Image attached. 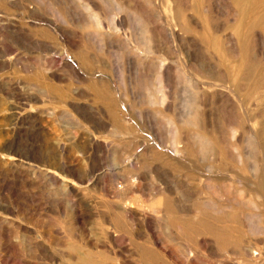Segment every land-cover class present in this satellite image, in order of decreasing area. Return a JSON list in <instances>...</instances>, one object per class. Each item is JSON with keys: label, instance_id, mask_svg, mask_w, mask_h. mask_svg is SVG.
<instances>
[{"label": "rangeland", "instance_id": "obj_1", "mask_svg": "<svg viewBox=\"0 0 264 264\" xmlns=\"http://www.w3.org/2000/svg\"><path fill=\"white\" fill-rule=\"evenodd\" d=\"M183 1L0 0V264H153L142 247L156 241L183 264H264V27L254 72L235 82L226 42L215 50L207 26L216 19L229 33L228 5L209 16L199 0ZM263 15L264 0H243L242 60ZM188 57L207 69H189ZM37 72L53 75L57 92L30 80ZM101 78L110 92H96L107 90ZM191 110L195 126L183 121ZM212 126L235 147L224 151ZM198 132L216 150L199 153ZM174 139L186 167L169 154ZM167 191L192 217L218 219L213 204L238 210L239 226L225 218L222 236L198 217L174 222ZM79 240L96 249L73 246Z\"/></svg>", "mask_w": 264, "mask_h": 264}, {"label": "bare ground", "instance_id": "obj_2", "mask_svg": "<svg viewBox=\"0 0 264 264\" xmlns=\"http://www.w3.org/2000/svg\"><path fill=\"white\" fill-rule=\"evenodd\" d=\"M181 1H183V0H181ZM119 3V2H118ZM117 3V4H118ZM199 3H200V9H202L203 10V12H205L206 14H208L209 16L210 15H212L214 12H216V14H221V12H220V9H221V6H222V4L225 6V5H228L229 6V8H228V6H227V10L229 11V13H230V15L232 16V25H231V29H230V32L229 33H226V34H221V27L222 26H220L219 25V23L216 21V19L214 20H209L208 21V23H207V26H208V31H209V33L212 35V37H211V40H210V42L213 44V47L215 48V50H220L221 48H220V46H221V43H222V41L224 40L225 42H226V47H227V55H228V57H229V59H230V67H231V69H232V71H233V73H232V76H233V79H234V81L235 82H238L239 80H240V78H241V76H242V74H245V75H250L251 74V72L253 71L254 72V70H252L253 68H254V59H256L255 58V55H257V54H255L256 53V43H258L260 46L261 45H263V43L261 44L260 42V40H262V36H263V34L261 35V33H262V27H264V19L262 20V17L264 16H262V17H260V19H258V20H256L255 21V23H254V26H253V23H252V26L255 28L256 27V29H254L253 27H252V29H254V30H249L250 32H247V34H246V39H245V47L246 48H244L245 49V52H246V54H247V59L246 60H242L241 59V55H240V52L242 51L241 50V45H242V28H241V21L238 19V17L240 16V6H241V4L243 3V0H234V3L233 4H231V2H229V0H199ZM181 4V3H180ZM189 3H188V0H185V1H183V5H185L186 6V8L189 6L188 5ZM193 5V4H192ZM199 5V4H198ZM255 5H256V7L258 6L257 5V1H256V3H255ZM15 6H16V3H15ZM18 6V5H17ZM122 5L121 4H118V8L119 7H121ZM196 6V5H195ZM88 8H89V6H87ZM116 7H117V5H116ZM33 8V7H32ZM190 8V7H189ZM255 8V7H254ZM89 10H90V8H89ZM242 10V9H241ZM31 11V10H30ZM135 11L136 12H138V9L137 8H135ZM185 12V11H184ZM243 12V11H242ZM251 12V11H250ZM95 13V12H94ZM139 13H142L143 14V12H139ZM228 13V12H227ZM256 14V13H255ZM137 15V14H136ZM139 15V17H141V19L143 18V15H141V14H138ZM92 17L94 16V14L93 15H91ZM213 16V15H212ZM94 18V17H93ZM92 18V19H93ZM111 18V17H110ZM212 18V17H211ZM97 19V17H95V19L93 20L94 22H95V20ZM144 20V19H143ZM149 20V19H148ZM184 21L189 25V26H191V28L192 27H194L196 30L198 29V27H200V23H199V20L196 18V16L195 15H193V14H187V13H185V16H184ZM93 22V23H94ZM95 23H98L97 21L95 22ZM185 24V23H184ZM221 24V23H220ZM142 26V25H141ZM114 28V27H113ZM193 28V29H194ZM250 28H251V26H250ZM258 28V29H257ZM188 29H190V27L188 28ZM249 29V28H248ZM191 30V29H190ZM147 31V30H146ZM150 31V30H149ZM152 34V33H151ZM150 36V32L147 34V37H149ZM179 35V34H178ZM152 36V35H151ZM149 37L148 38V40H146V41H148V42H152L153 40V37ZM261 36V37H260ZM146 37V38H147ZM145 38V39H146ZM183 38V37H182ZM263 38H264V36H263ZM206 39V38H205ZM204 39V40H205ZM209 39V38H208ZM180 40V39H179ZM209 41V40H208ZM264 41V40H263ZM147 43V42H146ZM257 44V45H258ZM152 45V44H151ZM152 47H154V46H152ZM261 49H263L261 52H262V54H264V46L263 47H261ZM222 51V50H221ZM87 58H89L90 59V57L88 56ZM73 61V60H72ZM256 62V61H255ZM183 63H185L184 65H186L187 67H189V69L190 68H196L199 72L201 71V72H203V71H205L207 68H205V67H202V66H200V68L195 64V62H193V59L192 58H187V59H184V62ZM187 67H184V69L185 68H187ZM74 68V67H73ZM188 69V68H187ZM186 70V69H185ZM208 71H210L209 69H208ZM76 72V71H75ZM252 72V73H253ZM183 73V72H182ZM79 74V73H78ZM81 74V73H80ZM187 76V75H186ZM253 76V75H252ZM29 77V76H28ZM83 77V76H82ZM188 77V76H187ZM195 77V76H194ZM197 77V76H196ZM30 78V80H36V81H38L39 83H40V86H42V88L43 89H45V91H47V92H57V87L55 86V85H53V84H51L50 83V81L52 80V78H55L53 75L52 76H50V75H45L43 72H37V73H34V74H32L31 75V77H29ZM157 78L159 79V78H161V81H165L166 82V85H167V88L169 89V91L172 89V86H171V82H170V80H171V78H170V75H169V73L167 72V71H165V69L163 70H161L160 72H159V74L157 75ZM101 80H103L104 81V78H101ZM160 80V79H159ZM191 80V79H190ZM201 80V79H200ZM195 81V80H194ZM203 82H201L202 83V85L204 86V84H205V82L206 81H204V79L202 80ZM108 81H104V83H105V85H106V91L103 89V88H95V90H96V92H98V93H103V92H110L111 90H110V84H108L107 83ZM190 83V82H189ZM93 85V84H92ZM194 85H196V84H194ZM201 85V86H202ZM217 85V84H216ZM96 86V85H95ZM197 86V85H196ZM60 88V87H59ZM112 88V87H111ZM198 88V87H197ZM201 88V87H200ZM204 88V87H203ZM227 88V87H226ZM231 89V88H230ZM201 90V89H200ZM223 91V90H222ZM201 92V91H200ZM219 92V91H218ZM225 92V91H224ZM220 93H222L221 91H220ZM103 95V94H102ZM103 98V97H102ZM197 98H198V96H197ZM193 99V98H192ZM200 100V99H199ZM111 101V100H110ZM201 101V100H200ZM110 103V102H109ZM188 103V102H187ZM195 103V105L194 106H196V103H197V100H195L194 102H193V104ZM198 103H200V102H198ZM193 104H191V105H193ZM190 105V106H191ZM186 108V107H185ZM189 108V107H188ZM191 108V107H190ZM193 109V108H192ZM196 109V108H195ZM190 110V109H189ZM197 110V109H196ZM111 111V110H110ZM192 111L193 110H191V113H190V115H188V117L185 119V120H183L184 121V123H186V124H189V125H193V126H195L196 125V119H195V115H197V111H193L194 112V114L195 115H193V113H192ZM189 112V111H188ZM187 112V114H189ZM118 115V114H117ZM116 118H118V117H116ZM173 119V118H172ZM171 119V120H172ZM167 120V119H166ZM168 121V120H167ZM200 121V120H199ZM197 122H198V120H197ZM168 123H171V121L170 122H168ZM173 123H175V122H173ZM200 123V122H199ZM172 124V123H171ZM198 124V123H197ZM205 127V126H204ZM206 128V127H205ZM204 128V129H205ZM212 128L214 129V127L212 126ZM201 129H203V128H201ZM200 129V130H201ZM207 130V129H206ZM236 130L237 129H235V128H232V136H234V135H236ZM118 131V130H117ZM174 131H176L175 129H174ZM116 132V131H115ZM119 132V131H118ZM207 132V131H206ZM210 132V131H209ZM174 134H176V132H173ZM178 133H180V131L178 132ZM212 133V132H211ZM214 133H216L215 134V138H216V142H217V144L219 145V144H225L224 145V151H225V149H227L228 151H230L231 149H229V148H231V147H233L234 145L233 144H231V145H228L227 143H225V140H226V138H225V140H224V137H223V134H222V130H221V128H220V130H218V129H214ZM237 133H238V131H237ZM178 136H179V134H178ZM239 136V135H238ZM196 143H194V145H195V147H197V151L199 152V153H201V154H203V153H207L208 154V152L210 151H214V150H216V145L214 144V142L212 141V139L208 136V134H205L204 132L202 133V132H198L197 134H196ZM179 143V142H178ZM177 142H176V140L174 139V142H173V146H174V148L171 150V152L169 153V154H171V156H172V158L173 159H175L179 164H180V166H182V167H186L187 165H186V163L187 162H185V156H184V158L182 159V155H183V153L184 152H186L185 150H186V147H185V150H184V147H182V146H180L179 144H178ZM153 144V143H152ZM252 144V143H251ZM141 145V144H140ZM230 146V147H229ZM146 147H148V146H144L143 148H146ZM188 147V146H187ZM191 147V146H190ZM193 147V146H192ZM191 147V148H192ZM235 147V146H234ZM258 147V146H257ZM142 148V149H143ZM157 148H159V145H157V144H155V146H149V148L148 149H146V151L147 152H149V153H151V151H153V149L155 150V149H157ZM193 149V148H192ZM195 149V148H194ZM260 149V148H259ZM160 150V149H159ZM143 151V150H142ZM145 151V150H144ZM143 151V152H144ZM190 151V150H189ZM146 152V153H147ZM145 153V154H146ZM228 153V152H227ZM206 154V155H207ZM215 154V153H214ZM151 155V154H150ZM152 155H153V153H152ZM204 155V154H203ZM242 156V155H241ZM181 157V158H180ZM176 158H178V159H176ZM188 160V159H187ZM212 167H214V166H212ZM189 168H190V166H189ZM210 169H209V171H210V173H209V175H205L206 177H205V181H207V183L209 184V186H210V183H211V180H212V175H214V172H213V170L211 169V166L209 167ZM254 170H258L257 168H255L254 166L252 167ZM252 169V170H253ZM216 174V173H215ZM254 174H256V172H254ZM220 178V177H219ZM221 179V178H220ZM213 181H215V180H213ZM110 185V184H109ZM122 187V186H121ZM262 190V189H261ZM264 191V190H263ZM258 192V191H257ZM262 192V191H261ZM110 193V192H109ZM174 194H172L171 192H168L167 191V194H165V201H166V203H167V205H166V207H167V209H166V213H165V216H166V218H168V219H171V220H173L174 222L175 221H181L183 224H184V222L183 221H187V222H189V223H191V220L190 219H193L194 221H195V217H198V221H197V223H200V224H206L207 225V228H208V231H211V228L217 233V232H220L219 234L220 235H222V236H224L225 234H224V232L223 231H219L218 230V225H220V224H222V223H224V220H225V218L226 219H229L230 221H234V222H236V223H234V225L235 224H237L238 225V219L242 216V212L240 213V211H238V210H233V211H231V212H229V213H227L224 209H225V207H224V209L220 206H217L216 204H213L212 206H209L208 208L210 209V210H213L214 212H216V213H219V214H221L219 217H217L218 219H212V218H210V217H206L205 219H203V218H201V216H202V213H198L197 215H195V217L193 216H191V214H190V212L192 211H183L182 209H180L179 208V206H178V201H177V199L178 198H176L175 196H173ZM263 196V195H262ZM181 198V197H180ZM261 198H264V197H261ZM124 205H126V204H124ZM169 207H171V209L169 208ZM203 208V207H202ZM197 209V208H196ZM199 209V208H198ZM200 210V209H199ZM203 210V209H202ZM206 210H207V207H206ZM133 211H135V210H133ZM195 211V210H194ZM121 212V211H120ZM196 212V211H195ZM194 212V213H195ZM202 212V211H201ZM123 215V214H122ZM149 215V214H148ZM207 215H208V213H207ZM152 216V215H151ZM155 216V215H154ZM206 216V215H205ZM216 216V215H215ZM240 216V217H239ZM257 216V215H256ZM149 217H150V215H149ZM153 217V216H152ZM159 217H161V216H159ZM132 218V217H131ZM165 218V219H166ZM124 219H126V218H124ZM133 219H135V217H133ZM132 219V220H133ZM148 219V218H147ZM151 219V218H150ZM149 219V220H150ZM141 220V219H140ZM109 221V220H108ZM107 223V222H106ZM104 224H105V221H104ZM110 224V223H109ZM185 224H187V223H185ZM193 224V223H192ZM179 226V225H178ZM181 226V225H180ZM225 226V225H224ZM239 226V225H238ZM105 227H107V226H105ZM191 227H193L194 228V226L193 225H191ZM235 227H237V226H235ZM249 227H250V225H249ZM110 228V227H109ZM109 228H108V230H109ZM180 228V227H179ZM202 228V227H201ZM220 228H221V226H220ZM112 229V228H111ZM249 229H251L250 231L251 232H257V231H259V230H257L258 228H257V226L256 225H254V226H251ZM205 231V230H204ZM108 232H113V231H108ZM211 232H213V231H211ZM109 233V234H110ZM209 233V232H208ZM210 235V234H209ZM234 237V236H233ZM205 240L203 239V241H197V243L195 244L197 247H199L200 245H201V243H203ZM206 243H207V241H206ZM92 244V245H91ZM144 244V242L141 244V245H143ZM81 245H88V246H90L92 249H96V247L95 246H93V243H91L90 241H84V240H79L78 242H76L75 244H73V246H81ZM206 246V245H205ZM166 246L165 245H163L162 243H160L159 241H156V242H150V244H146V245H144L142 248H143V252H142V256L145 258V259H147V261H149V262H151V263H153V264H155V263H159V261H165L167 264H183L184 262H180L179 261V257H175L174 255H173V252H169L168 250H166V248H165ZM202 247V246H201ZM244 247V246H243ZM76 248V247H75ZM158 248H160V249H162L164 252H165V255L164 254H162V253H160L159 251L160 250H158ZM90 249V248H89ZM198 249V248H197ZM98 251V250H97ZM193 251V250H192ZM163 252V253H164ZM88 253V252H87ZM194 254V256L193 257H196V253H193ZM75 257V256H74ZM85 264H87V263H85ZM99 264V263H98ZM126 264V263H125Z\"/></svg>", "mask_w": 264, "mask_h": 264}]
</instances>
